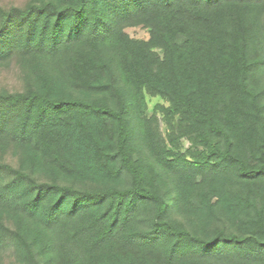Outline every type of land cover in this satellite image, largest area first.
Returning <instances> with one entry per match:
<instances>
[{"label": "trees", "instance_id": "trees-1", "mask_svg": "<svg viewBox=\"0 0 264 264\" xmlns=\"http://www.w3.org/2000/svg\"><path fill=\"white\" fill-rule=\"evenodd\" d=\"M0 72V264H264V0L0 2Z\"/></svg>", "mask_w": 264, "mask_h": 264}, {"label": "rangeland", "instance_id": "rangeland-1", "mask_svg": "<svg viewBox=\"0 0 264 264\" xmlns=\"http://www.w3.org/2000/svg\"><path fill=\"white\" fill-rule=\"evenodd\" d=\"M9 1L13 3H21L23 0H0V2L2 3H7ZM124 31L132 39L144 40V41L148 39V31L145 28H142V27L126 28ZM6 80H9L10 83H13V84L16 83L13 74L0 72V83L5 82ZM146 103H147L146 115L148 116L152 114V111L155 105L157 104L166 105V103L162 101L160 98L150 97V96L146 97ZM157 118H158L159 132L163 137L165 135V127H164L163 122L161 121L160 115H158ZM187 145L188 144L186 142H183L184 148L187 147Z\"/></svg>", "mask_w": 264, "mask_h": 264}]
</instances>
